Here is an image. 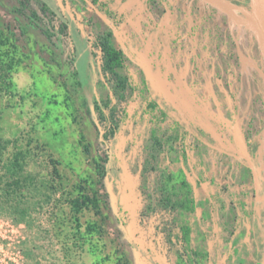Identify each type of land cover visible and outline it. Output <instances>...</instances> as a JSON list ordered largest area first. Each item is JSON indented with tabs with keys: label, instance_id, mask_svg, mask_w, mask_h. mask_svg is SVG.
I'll use <instances>...</instances> for the list:
<instances>
[{
	"label": "rangeland",
	"instance_id": "obj_1",
	"mask_svg": "<svg viewBox=\"0 0 264 264\" xmlns=\"http://www.w3.org/2000/svg\"><path fill=\"white\" fill-rule=\"evenodd\" d=\"M217 2L113 0L116 35L219 148L254 146L264 166L257 33L246 6ZM108 31L82 0H0V264H190L196 251L200 264H260L249 169L189 145L183 171L168 122L146 107L139 64L118 69V84L101 74ZM108 120L117 130L105 139ZM94 197L97 208L73 205ZM184 197L191 208L175 205Z\"/></svg>",
	"mask_w": 264,
	"mask_h": 264
},
{
	"label": "trees",
	"instance_id": "obj_2",
	"mask_svg": "<svg viewBox=\"0 0 264 264\" xmlns=\"http://www.w3.org/2000/svg\"><path fill=\"white\" fill-rule=\"evenodd\" d=\"M87 6L92 10L97 12L104 23L109 28L107 34L97 38V45L101 51V74L109 77L116 83L120 80L121 75L118 69L127 68L129 61H134L139 64L142 71V79L140 87L143 91H146L149 100L146 107L155 112L158 117L168 122L170 127L169 138L175 141L177 147V153L182 162V170L185 171V162L187 161V154L192 151V148H188L189 145L192 147H197L202 145L206 148L218 149L220 152L236 159L239 163L246 166L252 176L253 185V209L251 218V232L253 235V241L256 247L257 258L260 257L264 252V200L262 195L264 194V166L262 165L263 160L255 154V147L253 146L248 153L243 152H233L232 150L221 147L219 148L220 141L218 138L211 134L209 131L205 130L203 127L195 124L186 115H184L180 110H178L174 105L164 96L160 95L152 85V80L150 77L149 70L144 67L139 61L136 55L132 54L129 46L124 40L116 35V31L120 27L121 19L118 16L117 11L112 7L113 0H109L107 3H101L99 0H82ZM236 6H246V0H230ZM113 36L117 40L118 48L111 45L109 37ZM1 64V59H0ZM3 77L0 68V78ZM125 85L131 87V77L129 74L124 76ZM118 84V83H117ZM116 84V86H117ZM117 130V126L113 121L108 120V126L103 134L105 139L112 137ZM102 168V164H98V168ZM103 171V170H102ZM167 201L169 199L167 198ZM90 203L91 207H98V200L96 197L85 199H76L73 203L74 207L79 210L82 207ZM195 203V198L184 197V199L176 200L175 205L191 208V205ZM117 220L123 226L125 221L123 220L124 210L121 206L117 209ZM179 230L181 234V241L186 246L191 243L190 232L191 229L186 224H180ZM130 244H132L142 255H147L145 250L136 243L134 240L130 239ZM195 251V250H194ZM200 253H193V261L190 260V264H200L196 258Z\"/></svg>",
	"mask_w": 264,
	"mask_h": 264
},
{
	"label": "water",
	"instance_id": "obj_3",
	"mask_svg": "<svg viewBox=\"0 0 264 264\" xmlns=\"http://www.w3.org/2000/svg\"><path fill=\"white\" fill-rule=\"evenodd\" d=\"M246 7L241 8L250 18L257 33L258 45L264 63V0H246ZM235 6V5H234ZM218 10H224L221 4L215 5ZM260 264H264V258Z\"/></svg>",
	"mask_w": 264,
	"mask_h": 264
},
{
	"label": "bare ground",
	"instance_id": "obj_4",
	"mask_svg": "<svg viewBox=\"0 0 264 264\" xmlns=\"http://www.w3.org/2000/svg\"><path fill=\"white\" fill-rule=\"evenodd\" d=\"M210 1H212L213 3H218L217 1H219V0H210Z\"/></svg>",
	"mask_w": 264,
	"mask_h": 264
}]
</instances>
